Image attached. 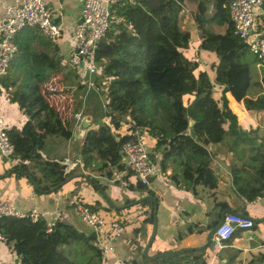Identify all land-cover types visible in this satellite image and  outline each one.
Returning <instances> with one entry per match:
<instances>
[{"label": "crops", "instance_id": "obj_1", "mask_svg": "<svg viewBox=\"0 0 264 264\" xmlns=\"http://www.w3.org/2000/svg\"><path fill=\"white\" fill-rule=\"evenodd\" d=\"M9 1L0 0V14L5 3ZM46 3L52 10L53 20L62 26L60 41L53 42L39 28L28 26L18 30L16 41L20 40L27 45L31 53L46 52L61 58L62 67L43 84V91L46 88L62 89V92L50 91L47 94L50 103L56 107L63 119L70 120L71 136H47L41 153L60 159L70 176L58 189L39 193L30 179L17 178L6 171L12 160L0 153V199L8 201L15 210L21 212L36 209L39 217L47 222V226L53 222V233L50 234L53 251L46 264H84L82 254L89 261L88 264H100L99 253L93 248L88 249V245H94L97 249L98 247L94 242L92 226L82 221L75 209V203L79 201L95 204L97 211L108 216L119 217L121 213L125 217L129 216L130 221L124 222L125 230L114 239L115 251L109 264H206L210 242L204 249L201 246L206 244L209 230L220 220L224 210L247 214L261 221H254L253 226L247 229H236L219 251L215 264H264V190L257 201L256 196L249 200L243 194L245 188L258 185L255 177H258L256 166L260 162L261 151L255 157L248 152L251 148L257 150L256 147L264 143V109H248L240 99L245 112L236 115L231 111L236 117L234 120L227 118L223 122V128L227 131L223 141L206 145L212 156L210 167L217 179L214 187L187 181L181 174L180 163L171 154L170 145L166 142L157 145V136L146 126L149 130L143 134L145 146L149 158L158 166L157 173L150 175L147 187L155 195L142 189H131L130 184L137 176L129 166L126 165L124 169H117L115 166L103 169L100 168V160L96 155L86 161L80 154L87 131L99 126V121L94 116L91 105L89 106V97L96 96L93 90L100 93L91 78L95 72L85 74V66L78 70L66 59L75 25L80 20L82 0H46ZM262 17L263 15H259L255 24L257 32L261 34L264 31ZM183 26L191 32L192 37L183 53L198 61L194 74L204 70L213 81L215 70L211 65L218 61L217 54L213 51L197 50L201 33L192 20L183 23ZM248 53L253 54L248 50L243 59L249 63ZM254 57L257 59L253 66L257 77L254 80L249 63L252 81L246 95L252 98L264 94V77L260 69L264 66V60L255 55ZM27 58L19 51L15 53L7 74L10 82L14 81L8 85L10 89L24 79ZM70 69H73L71 73L79 74V77L77 75L73 79V85L66 84V74L70 73ZM88 80L92 82L91 86H88ZM3 81L5 82L4 79ZM0 89V109L6 117L7 126L19 127L27 116L16 102L5 96L7 92L1 81ZM222 90V85H214L215 99H220ZM77 113H80L79 117L74 115ZM104 121L106 119L102 122ZM125 131L124 124L113 130L118 134ZM75 135H78L77 139H74ZM47 143L50 150L45 152L44 146ZM163 155L166 158L165 170L161 167ZM107 169L111 170V174L107 173ZM154 216L157 223L156 233L147 250L148 256H151L148 257L143 250L153 230ZM59 221L69 224L75 230V236L69 241L63 240L56 226ZM80 234L83 235L82 238ZM4 240L0 239V257L7 264H11L16 261L17 255L7 247ZM180 250L184 251L159 257L161 253Z\"/></svg>", "mask_w": 264, "mask_h": 264}, {"label": "trees", "instance_id": "obj_2", "mask_svg": "<svg viewBox=\"0 0 264 264\" xmlns=\"http://www.w3.org/2000/svg\"><path fill=\"white\" fill-rule=\"evenodd\" d=\"M228 3L229 0L118 2L115 14L121 20L113 22L93 55L101 68L94 83L104 95L106 111L103 109L108 119L87 131L80 148L86 161L96 155L100 168L124 169L126 164L120 154L122 143L130 137L129 131L133 128L149 126L158 138L157 145L164 142L170 145L171 154L180 163L181 174L187 181L209 187L216 185L217 179L210 167L212 156L205 145L223 141L227 133L223 122L236 117L223 91L231 90L248 109H264V94L255 98L246 96L252 81L250 65L243 59L248 47L232 33V22L224 12ZM185 10L190 11L201 33L197 50L213 51L218 56V61L211 65L215 70L213 81L204 70L194 74L198 61L183 53L192 39L191 32L183 26L186 22L181 15ZM262 22L264 29V15ZM211 23L223 28L214 31L208 27ZM16 42L17 52L28 57L24 79L13 89L8 86L14 83L10 82L8 73L0 81L7 92L5 96L16 102L27 118L19 127L6 128L14 148L10 156L12 164L6 171L17 178L30 179L36 183L39 193H46L58 189L70 174L60 159L41 153L47 136H71L70 120L63 119L43 91V84L62 67V61L55 54L31 53L27 45L20 40ZM13 59L14 56L11 62ZM215 84L222 85L220 99L213 96ZM190 120L194 137L188 133ZM123 124L125 132H113ZM260 153L256 166L258 177H255L258 185L243 190L249 200L264 190V150ZM165 160L163 155V170ZM106 171L111 174L110 169ZM130 187L155 195L137 177ZM89 206L92 210L98 209L95 204ZM56 226L64 241L75 236L69 224L59 221ZM46 228L47 222L42 217L34 220L26 215L0 214V234L17 255L11 264H46L53 251L50 239L53 228L49 232ZM88 246L99 253L94 245Z\"/></svg>", "mask_w": 264, "mask_h": 264}, {"label": "built area", "instance_id": "obj_3", "mask_svg": "<svg viewBox=\"0 0 264 264\" xmlns=\"http://www.w3.org/2000/svg\"><path fill=\"white\" fill-rule=\"evenodd\" d=\"M119 1L82 0L80 20L75 25L72 44L66 56L68 63L76 69L81 70L85 66L87 73L95 72L96 63L93 55L96 46L113 22L121 20V17L115 14ZM128 1L133 2L134 0ZM263 4L264 0H229L224 11L232 22L233 35L241 39L247 45L248 50L260 60H264V31L262 34L257 32L255 24L257 17L264 15ZM26 26L39 28L53 42H58L61 39L62 26L53 20L52 10L46 0H10L5 3L0 14V77L8 73L11 59L17 52L16 33ZM87 83L88 86L92 85L90 80ZM223 95L234 114L241 115L245 112L240 99H237L231 90L225 89ZM76 116L79 117L80 113H77ZM6 128V117L0 109V153L10 157L14 148ZM148 130V127L133 128L132 131H129L130 137L122 143L120 148V154L125 164L144 184H148V176L157 173L158 170L156 163L149 158L143 139V134ZM260 197L261 195H257L255 201ZM75 209L82 221L91 225L95 232L94 242L99 249L100 263L109 264L115 251L114 239L126 227L120 218L114 216L111 219H106L105 213L92 210L87 203L76 202ZM0 214L26 215L34 220L39 217V212L36 209L21 212L2 199H0ZM253 224L254 219L250 215L232 211L225 213L221 223L217 225L211 235L210 252L206 256V264L217 262L219 251L226 245V240L236 229H247ZM52 225L53 222L47 226V231L52 229ZM0 239H5V237L0 234ZM0 264L7 263L0 257Z\"/></svg>", "mask_w": 264, "mask_h": 264}, {"label": "rangeland", "instance_id": "obj_4", "mask_svg": "<svg viewBox=\"0 0 264 264\" xmlns=\"http://www.w3.org/2000/svg\"><path fill=\"white\" fill-rule=\"evenodd\" d=\"M183 18V20L186 22V23H188V22H191V20H192V17H191V14H190V11H188V10H185L184 12H182V15H181ZM208 27L210 28V29H212V30H214V31H220L221 29H220V25L219 24H217V23H211V24H208ZM248 57H249V63H250V65H251V67H252V70H253V74H254V76H253V78H254V80L256 79V77H257V75H256V69L253 67L254 65H255V63H256V61H257V59L254 57V55L253 54H251V53H248ZM95 67H96V71H95V73L91 76V78L92 79H95V78H97V76H99L100 74H101V68H100V65L99 64H96L95 65ZM261 71H262V75H263V77H264V66H261ZM71 70H73V69H70L69 70V72L70 73H67L66 74V84L67 85H73L74 84V81H73V79H75L76 77H77V75H78V77H79V74H74V73H71L72 71ZM83 72H85V74H87V69H83ZM78 73V72H77ZM49 86V85H48ZM50 91H52V92H62V89H60V88H46V90H45V93H46V95H47V99L49 100V96H48V94L47 93H49ZM93 92L96 94V96H91V97H89V101H90V104H89V106L91 105V109H92V112H93V114H94V116L97 118V120L99 121V123L98 124H102V121L104 120V119H108V117L105 115V112H104V109H105V99H104V95L103 94H101V93H98V92H95L94 90H93ZM98 93V94H97ZM104 108V109H103ZM105 111H106V109H105ZM74 115H76V114H74ZM106 116V118H104V117ZM127 125H128V123H127ZM78 138V135H75V137H74V139H77ZM45 143V142H44ZM48 149H49V145H48V143L44 146V151L45 152H48ZM256 149L257 150H255L254 148H251V150H249V155L250 156H256V155H258V152H259V150L260 151H263L264 150V146H259V147H256ZM50 150V149H49ZM68 171V170H67ZM69 176H70V174H69ZM111 211V210H110ZM106 217V219H111L112 217H114V216H108V215H106L105 216ZM118 218H120L121 219V222L123 223V225L126 227V225L124 224V222L125 221H130V219H129V216H127V217H125V216H123V213H121V214H119V217ZM88 249H90L91 250V247L90 246H88ZM100 258V256H99V254H98V259ZM82 260H84L83 262H84V264H88L89 263V261L88 260H86V257L85 258H83V254H82ZM86 260V261H85ZM100 261V260H99ZM91 264H94L93 262L91 263ZM101 264V263H100Z\"/></svg>", "mask_w": 264, "mask_h": 264}, {"label": "water", "instance_id": "obj_5", "mask_svg": "<svg viewBox=\"0 0 264 264\" xmlns=\"http://www.w3.org/2000/svg\"><path fill=\"white\" fill-rule=\"evenodd\" d=\"M263 7H264V4H263ZM191 124H192V123L190 122L189 134H190L192 137H194V131H193V129L191 128ZM205 147H206V145H205ZM149 179H150V176H148V182H149ZM67 180H68V177H67L63 182H61L60 185H62V184H63L65 181H67ZM32 184H33L34 187L37 186L36 183L33 182V181H32ZM55 188H58V187H55ZM149 198H151V196H149ZM154 203H155V205H156V200H155V199H154ZM155 210H156V208H155ZM230 211H231V210H224V212L222 213V216H221L220 220H219L218 222H216V224H214V226L211 227V229L209 230V232H208V234H207L208 237H207L206 244H204L203 246H201V249H204V248L209 244V242H210V240H211V235H212L213 231L215 230V228L217 227V225H219V224L221 223V221H222V219H223V217H224V214L227 213V212H230ZM254 221L259 222V221H261V219L254 218ZM156 226H157V223H156V216H154L153 230H152V233H151V235H150V238L148 239V241H147V243H146V245H145V247H144V250H143V253H144L145 256H148V254H147V250H148L149 246L151 245V242H152V240H153V238H154V236H155V233H156ZM93 235H95V232H94V231H93ZM189 249H191V248H189ZM182 251H184V250H180V251H177V252H166V253H161V254H159V257H164V256H167V255H175V254H177V253H181ZM148 257H151V256H148Z\"/></svg>", "mask_w": 264, "mask_h": 264}]
</instances>
